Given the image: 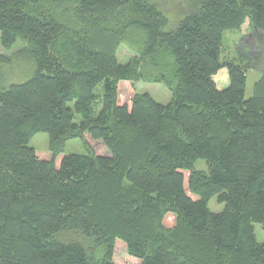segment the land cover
Instances as JSON below:
<instances>
[{
    "label": "trees",
    "instance_id": "trees-1",
    "mask_svg": "<svg viewBox=\"0 0 264 264\" xmlns=\"http://www.w3.org/2000/svg\"><path fill=\"white\" fill-rule=\"evenodd\" d=\"M194 2L167 29L146 0H0V44L16 47L0 54V264H264V0ZM12 55L28 79L4 80ZM40 132L47 152L29 145ZM73 138L85 154L64 152Z\"/></svg>",
    "mask_w": 264,
    "mask_h": 264
},
{
    "label": "rangeland",
    "instance_id": "rangeland-1",
    "mask_svg": "<svg viewBox=\"0 0 264 264\" xmlns=\"http://www.w3.org/2000/svg\"><path fill=\"white\" fill-rule=\"evenodd\" d=\"M149 3L156 5L160 11L167 17V29H174L177 23L194 7V0H146ZM251 30L248 22L244 23L240 31H226L223 35L224 56L232 58L240 48H244L247 41H251ZM17 46V45H16ZM16 51V47L7 51L2 48L0 44V54L11 56L12 52ZM135 52L130 50L125 45H120L117 50V57L120 63H126ZM33 63L27 62L25 59H16L12 55L9 64L3 66L2 73L5 76L7 83L21 82L28 79L33 72ZM260 74L255 70H248L246 74V88L245 97L252 95L253 85L259 78ZM225 77V76H224ZM138 93H148L156 102L166 105L171 100V92L162 83L138 81L135 83ZM29 145L34 147L39 152H47L49 145V137L47 133L40 132L33 136ZM65 153L85 154L87 152L86 146L79 138L68 139L63 146ZM195 168L200 170H207L205 161L199 159L195 162ZM209 208L213 212H220L223 209V204H218L216 198L213 197L209 201ZM254 234L257 242L264 243V229L259 223H253Z\"/></svg>",
    "mask_w": 264,
    "mask_h": 264
},
{
    "label": "crops",
    "instance_id": "crops-1",
    "mask_svg": "<svg viewBox=\"0 0 264 264\" xmlns=\"http://www.w3.org/2000/svg\"><path fill=\"white\" fill-rule=\"evenodd\" d=\"M213 78L217 87L220 89L225 88L229 84L227 72L224 68L219 70Z\"/></svg>",
    "mask_w": 264,
    "mask_h": 264
}]
</instances>
